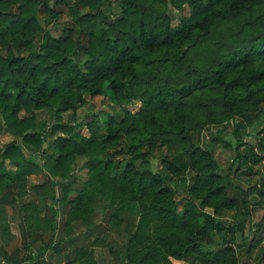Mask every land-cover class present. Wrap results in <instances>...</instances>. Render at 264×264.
I'll return each instance as SVG.
<instances>
[{"label":"clouds","instance_id":"1","mask_svg":"<svg viewBox=\"0 0 264 264\" xmlns=\"http://www.w3.org/2000/svg\"><path fill=\"white\" fill-rule=\"evenodd\" d=\"M81 12L97 14L81 24L92 45L74 35L35 49L54 99L0 100V154L34 149L23 191L0 180V264H264L251 228L264 213V0H92ZM54 27L42 14L28 35L42 43ZM8 44L16 55L12 32L0 55ZM37 125L44 143L26 147Z\"/></svg>","mask_w":264,"mask_h":264},{"label":"trees","instance_id":"2","mask_svg":"<svg viewBox=\"0 0 264 264\" xmlns=\"http://www.w3.org/2000/svg\"><path fill=\"white\" fill-rule=\"evenodd\" d=\"M66 1L69 2L70 0H52V5H60V3ZM91 2L92 0H76L72 2L69 7L72 26L63 27L59 36H49L45 33L44 37H42V43H37L35 37L28 35L31 26L36 23V17L43 13L49 15L51 19L56 20L58 18L57 11L54 10L52 6L48 7L46 4L37 7L34 12H31L30 7H26V4L39 3V0H0V43L4 42V38L12 32L15 51L17 53L13 55L12 45L8 44L3 50L8 52L9 55L7 57L0 55V100H9L10 102L14 100H26L29 103H33L35 97L41 96L42 103H47L50 102L51 99H54L52 93L55 89H52L51 83L48 81L47 77L42 76V72L46 71L49 66L47 64L41 65L42 52L35 51V49L48 47L50 42L52 45H62L69 41L74 35L75 40L72 42L77 48L80 47L78 41L85 37L89 38L88 43L92 45L95 42L94 33L85 31L81 27L83 18L92 21L93 17L97 15L92 12H81V9L88 7ZM5 5H7V7H5ZM28 12H31V14L26 15ZM120 22H122V18H117V23ZM104 23H107V21H104ZM29 47L33 48L32 52L27 53L26 56L19 54L21 51L27 52ZM253 55H259V50ZM62 61H65L64 57L54 59L52 63L59 69V67L62 66ZM240 62L247 63L243 57ZM229 83H231V81H229ZM62 87L63 89H68L70 83H62ZM29 92H31L32 95H29ZM33 106L36 105L33 103ZM13 107L15 108V105H13ZM42 124L43 123H40V125ZM40 125H37L38 131L35 133L38 142L29 139L26 142V147L34 143L36 147H39V144L44 143L45 138L40 135L39 131ZM27 135L26 133L25 136ZM24 140L25 137H21V141ZM238 145L239 144L236 146ZM33 150L21 155L18 151V145L15 142H11L7 145L3 154H0L3 155V159H0V169L4 168V160H8L11 168L0 171V180L11 176L13 178L11 182L15 183L23 191L24 186L27 184L26 177L29 173L23 171L22 165L25 162V155L31 157ZM44 150V148H39L41 155ZM99 150H102V148H93V151ZM16 155H19L20 158H13ZM34 162V159L31 158L27 160L28 164ZM49 164L55 165V161L45 160L44 166ZM35 170L36 169H33V171ZM16 177H19V179L16 180ZM137 180H139V177H137ZM31 187L35 188L36 185H31ZM259 194L261 195V193ZM77 210V206L73 205V212ZM255 226L259 227L260 223L255 224ZM253 233L256 234L255 231H253ZM259 233L257 236H259ZM258 243L259 239H257V244Z\"/></svg>","mask_w":264,"mask_h":264},{"label":"rangeland","instance_id":"3","mask_svg":"<svg viewBox=\"0 0 264 264\" xmlns=\"http://www.w3.org/2000/svg\"><path fill=\"white\" fill-rule=\"evenodd\" d=\"M74 1H76V0H70L69 2L66 1L64 3H60V5L59 4L58 5H56V4L52 5V8L57 11L58 18L56 20H53V19L50 18L51 19V22L54 25H56V24L59 25V28H55L54 27L52 29V31L54 33H59V34L58 35H53V36H59L60 35V31H61V29L63 27H71L72 26V21H71V15H70V12H69V7H70V4L72 2H74ZM42 14H40V15H42ZM64 17H68V18L65 19ZM47 23L48 22L45 21V24H47ZM40 123H44V121H40ZM13 142H15V141H13ZM236 147L239 148V145L236 146ZM250 188L254 189L255 186L252 185V186H250ZM257 195H260V194L257 192ZM255 203L258 204V201L255 202ZM256 210H257L256 208H253L252 209V211H256ZM259 223H260V226L259 227H256L255 224H259ZM263 226H264V213H261L260 214V218L259 219H255L253 221V223L251 225V228H252V231H255L256 234H258L260 230H261L260 233L261 232H264V227ZM257 229H258V231H257Z\"/></svg>","mask_w":264,"mask_h":264},{"label":"crops","instance_id":"4","mask_svg":"<svg viewBox=\"0 0 264 264\" xmlns=\"http://www.w3.org/2000/svg\"><path fill=\"white\" fill-rule=\"evenodd\" d=\"M32 185H35V184H32Z\"/></svg>","mask_w":264,"mask_h":264}]
</instances>
